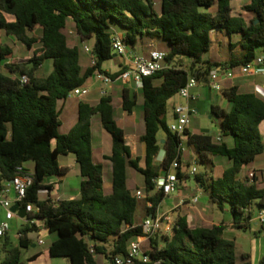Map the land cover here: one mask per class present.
I'll return each mask as SVG.
<instances>
[{
	"label": "trees",
	"instance_id": "1",
	"mask_svg": "<svg viewBox=\"0 0 264 264\" xmlns=\"http://www.w3.org/2000/svg\"><path fill=\"white\" fill-rule=\"evenodd\" d=\"M234 0H162V11L155 9V0H0V29L7 38L23 44L34 54L27 62L14 57L9 44L0 45V184L12 179L19 167L32 172L34 183L22 206L33 204L38 217L46 220L50 234L56 236L48 255L67 258L71 264H99L104 256L113 262L126 256L131 243L144 234L136 223L139 200L128 185V168L144 179L146 202H152L147 217L156 214L165 199L156 191L155 179L161 171L169 172L176 162L175 172L180 181L189 178L182 169V137L171 131L168 124V102L179 94L190 77L199 84L209 82L217 67L231 68L257 59L258 49L264 50V0H252L244 9L254 14L248 23L242 14L234 13ZM215 8L216 12L210 10ZM3 14L14 16L8 22ZM73 27L79 42L69 33ZM124 31L128 48H135L140 36L148 34L152 40L161 38L169 44L167 68L143 80L145 132L137 137L144 146V154L134 156L126 141V132L115 117L113 98L104 95L97 105L79 102L76 125L68 134H61L59 102L66 101L76 88L86 86L96 72L117 78L103 65L114 60L113 32ZM120 33V32H119ZM218 33L230 38V57L227 62L205 59L212 48V38ZM237 36L238 40L233 41ZM94 41L92 62L82 66L81 43ZM84 51V50H83ZM189 59V62L186 61ZM52 61L47 75L40 70ZM29 78L27 84L21 77ZM161 81L160 85L156 82ZM222 91V90H220ZM229 108L218 104L211 113L221 119V141L210 134L186 132V142L196 152L197 161L208 164L207 155L226 157L232 161L221 177L196 175L198 183L210 194L211 202L224 211L231 205L236 228L248 229L255 215L254 205L264 210V186L256 174L246 180L239 178L245 165L252 164L264 153V139L260 125L264 121V98L255 92H245L239 86L222 92ZM137 104L129 90L123 92V110L131 115ZM99 115L104 129L112 140V149L104 161L111 164V192L105 191V163L93 158L92 121ZM165 133L160 145L158 134ZM231 139L233 146L226 141ZM164 151V158H157ZM74 154L79 166L81 182L79 196L61 199H41L43 191L50 194L55 184L50 178L65 175L59 162L61 156ZM34 164L30 171L26 164ZM206 176V177H205ZM36 226L25 224L21 237L14 243L6 237L1 264H25L23 250L33 244L30 233ZM225 224L192 228L181 217L171 235L151 236L146 252L160 264H252L251 255L236 256L234 240L224 238ZM36 256L29 258L34 260ZM258 264H264V257Z\"/></svg>",
	"mask_w": 264,
	"mask_h": 264
},
{
	"label": "rangeland",
	"instance_id": "2",
	"mask_svg": "<svg viewBox=\"0 0 264 264\" xmlns=\"http://www.w3.org/2000/svg\"><path fill=\"white\" fill-rule=\"evenodd\" d=\"M156 6L155 9L158 13H161L162 11V0H155ZM250 18V17H248ZM120 35L123 36L124 31L121 28H118ZM71 32V36L73 39L77 42H79V39L77 38L75 34V30L73 27H69V33ZM236 37H233V40H235ZM152 41V38L145 34L144 36H140L138 40V44L136 45L137 48H139L140 53L144 54L147 58L149 57V52L145 53L146 51H143V49H151L150 43ZM156 46L153 47L154 49H158L161 51L168 50L169 44L164 41L161 38H157L156 40ZM212 48L210 51H208L205 54V59H210L213 62H220L224 61L228 56H230V38L227 34H224L221 38L216 37L215 35L212 38ZM0 43L9 44L13 47L15 51L16 57L23 58L25 56H28L30 54V50L25 47L22 44H14L9 38L6 37L5 31L0 29ZM91 42H84L81 43V63L83 67H86V65L89 64V61H91V56H88L85 54L84 47L86 45L90 46ZM20 47L23 48V51H20ZM152 48V49H153ZM133 48H129V50H132ZM258 55L264 56V50L258 49L257 50ZM187 62H189V59H186ZM5 61L0 63V67L4 65ZM111 62H105L103 65V68L105 70L110 69ZM53 69V63L52 61H47L45 63V70L46 71H52ZM43 68V71H41V74L46 72ZM48 72L47 74H49ZM46 74V75H47ZM95 82V79H94ZM119 83H116L117 88L121 90V87L118 86ZM121 84V83H120ZM106 91H110L109 85L104 87ZM223 92V90H222ZM221 91H214L209 90L208 88H204V108H201L200 112L192 116L191 119V129L195 133L199 134H210L213 136L214 140L217 141L218 136L221 133V119L213 116L210 109L213 104H218L220 106L225 107L226 105L225 98L223 96ZM196 91H193L192 94H195ZM131 94L134 98L135 95H137V104L134 109V113L131 115H125L123 117V120L120 118V115L124 113L123 111V99L119 92L115 93V108H116V120L119 123V125L123 126L126 130L127 136L126 141L127 143L133 148V155L134 156H141L144 154V147L137 141V137L145 132V122H144V98L139 89H137V84L133 82V86L131 88ZM188 99L182 98L179 94L173 97L168 102V117L167 121L168 124L171 125L173 122V113L175 109V104L179 103L184 106H188ZM65 106V107H64ZM78 101H60L59 102V109L61 110V121L62 125L60 127V133L61 134H68L71 129L76 125L78 121V115H79V109H78ZM125 121V122H123ZM136 127V129L134 128ZM92 131H93V158L96 163H102L103 162V156L105 155V150L102 148L101 143L98 141L99 138H101L102 135L107 136L106 138L102 139V144L104 146L109 147L111 144V137L107 133V131L104 129L103 124L101 122V118L99 115H95L94 119L92 121ZM135 131V133H134ZM164 132L160 131L158 134V139L160 142V145H162V134ZM261 133L264 139V127L261 128ZM230 146H233V141L231 139L226 140ZM193 147L186 146V150L184 151V157H183V165L182 169L185 173L189 175V178L186 180H183L179 184V189L176 190V192L172 193L169 197H166L162 202L161 211H166L165 213L171 214L174 220L176 221L182 214H191V224H198L201 226H207L212 227L215 224L224 223L226 225V230L224 233V238L234 240L236 243V256L238 258V261L242 260L243 254H250L251 255V263L252 264H258L264 257V224H262L259 220H254L251 224V227L248 229H240L236 228L233 225V215L231 213V205L229 203L226 204V207L224 211L220 210L216 205H214L210 200V194L208 191H205V193H202L199 189V183L196 179V175H207L208 178L214 177L218 178L223 175L225 168H230L232 166V161L229 160L226 157L221 156H214L211 157L214 161L213 166L211 164V161H208L207 163H204L202 161L198 160L197 163V169L198 172L196 175H192V167L196 163V156L194 153ZM164 158V152L162 151L160 155L157 158V164H160ZM59 162L63 168H66V172L68 176L64 175L60 179L58 184L56 183L54 191L50 194L47 191H43L40 195L41 199H51L53 203L56 202L58 198L61 199H69L74 196L73 193L69 192L68 189H74L75 192L80 190V182H81V176L79 171V166L73 160V155L68 156H61L59 158ZM26 167L33 171L34 164L32 162H29L26 164ZM105 191L106 193L111 192V164L109 162H105ZM253 167V165H245L240 173L241 179L246 180L247 176L251 177L252 171L249 173H246L248 170H250ZM128 185L131 189H135L137 186V183H139L140 186L144 185V179L141 175H139L137 172H135L133 169L128 168ZM206 177V176H205ZM66 178V179H64ZM65 181H64V180ZM49 183V181H47ZM64 183V184H63ZM181 187V188H180ZM59 188L60 192H56V189ZM140 189L144 190V187H141ZM136 191V189L134 190ZM76 196V195H75ZM178 197V200L176 197ZM195 196H200V201L196 205H191V200ZM181 201H184V204H181ZM176 204V206L172 208V206ZM183 205V206H182ZM205 208V210H201ZM200 209L202 213L205 215L204 219H196L195 211ZM254 209L256 210L255 217L257 218L260 214L259 209L257 208L256 204L254 205ZM170 210V211H168ZM194 210V211H193ZM198 212V211H197ZM192 214H194L192 216ZM200 211L198 212L199 216ZM147 215V202L146 200H140L138 205V210L136 213V222L140 225H142L143 220L145 219ZM232 223V224H231ZM231 225V226H230ZM23 226L22 220H15L13 222V228L10 232V237L13 240L14 243L17 242V234L19 232V228ZM170 234V233H169ZM168 232L162 231L158 233L159 238H163L165 236L169 235ZM40 233L38 231H33L30 233V238L33 240V244L29 247L23 250V261L25 264H30L29 257L32 254H35L37 252H42L45 250H48L50 246L52 245L53 241L56 239L55 235H51L49 233H43V236L45 237V244L44 245H38V238ZM34 245L37 247L34 248ZM148 245L146 244V247ZM4 259V254L0 255V264L2 263ZM98 260L103 264L106 263V259H104V256H99ZM55 264H70V261L67 258H55L54 259Z\"/></svg>",
	"mask_w": 264,
	"mask_h": 264
},
{
	"label": "built area",
	"instance_id": "3",
	"mask_svg": "<svg viewBox=\"0 0 264 264\" xmlns=\"http://www.w3.org/2000/svg\"><path fill=\"white\" fill-rule=\"evenodd\" d=\"M112 43L114 51L119 56H124L128 52V46L126 45L123 37L119 32L114 31L112 36ZM84 50L91 56L92 64L96 63L94 56V50L92 45H86ZM167 52L158 49H152L149 52V57L135 56L130 66L123 71L117 78H112L108 74L102 72H96L94 74L95 82L104 85H113L116 82H135L139 86L143 87V80L146 77L154 76L155 74L166 69ZM262 76L264 79V57L260 56L254 61L241 65L239 67L231 68L229 66L217 67L211 72L209 82L207 86L214 91H220L222 89V83L225 80H233L239 77H252ZM29 78L24 75L21 77V83L27 84ZM199 86V82L195 77H190L186 86L183 87L179 95L182 98L191 100L194 98L192 94L193 90ZM90 93V87L82 86L74 89L68 99L78 98L83 99ZM255 93L264 98V87L256 86ZM197 113L195 108L190 106H184L177 104L174 109V120L170 125L171 131L182 137L180 144V151L186 150V132L191 125L192 116ZM217 140L221 141V137L218 136ZM197 163L192 167L191 174L196 175L198 172ZM178 164L175 162L169 172L162 170L161 174L155 179L156 191H161L166 197H169L172 193L179 189L180 179L175 172ZM34 183V176L32 172H26L22 167L18 168L16 175L2 184H0V255L2 254V248L6 237L10 236V232L13 228V222L15 220H22L23 225L29 224L30 226H36V231L40 233L38 238V245H44L46 240L43 233H49L46 227V220L38 217L39 209L33 204H27L25 207L22 204L25 202L28 191ZM136 198L140 200H146L147 195L142 189H138L135 193ZM61 198L56 200L60 201ZM200 201L199 196H195L191 200V205H196ZM150 208L153 207L152 202H147ZM19 205L16 211H13L15 205ZM184 204V201H181ZM25 208L26 216L21 218L18 214L19 209ZM255 220H259L264 224V210H260V214ZM252 222V221H251ZM177 221L174 220L171 214L156 213L145 218L143 222L144 234L137 237L134 240L126 256H117L113 262L108 264H160L159 261H153L151 255L146 252L144 248V242L148 241L151 236L162 231H173ZM17 234V239L21 237L20 229ZM50 234V233H49Z\"/></svg>",
	"mask_w": 264,
	"mask_h": 264
},
{
	"label": "crops",
	"instance_id": "4",
	"mask_svg": "<svg viewBox=\"0 0 264 264\" xmlns=\"http://www.w3.org/2000/svg\"><path fill=\"white\" fill-rule=\"evenodd\" d=\"M252 2V0H234V1H232V8H233V10H234V13H237V14H242L243 15V17L246 19V21L249 23L253 18H254V14L253 13H251V12H248V11H246L245 9H244V7L245 6H247V5H249L250 3ZM212 13H215L216 12V10H215V8H213V9H211L210 10ZM0 13H1V11H0ZM3 16L5 17V19L8 21V22H12V21H15V18H14V16H12V15H10V14H3ZM248 17H250V18H248ZM224 35V33H218L217 35H216V37H222ZM234 37H236V39L235 40H233L234 42L235 41H237L238 40V37L237 36H234ZM9 40H11L15 45L16 44H21V43H19V42H17V41H15L14 39H10L9 38ZM91 42V44L90 45H92V46H94V41H90ZM2 43H0V45H1ZM4 44H6V43H4ZM3 44V45H4ZM23 45V44H22ZM156 46V41L155 40H152L151 41V43H150V48L151 49H148V50H146V49H143V51H146L145 53H147V52H149V51H151L152 50V48L153 47H155ZM37 47H35L34 49H32V50H30V54L28 55V56H25V57H23V58H20V57H16V55H15V51H14V57H15V59H17V60H19L20 62H27V61H29L30 59H31V57L33 56V54H34V50L36 49ZM154 49V48H153ZM169 49V48H168ZM20 51H23V48L22 47H20ZM168 50H165V52H167ZM84 52H85V50H84ZM85 54L88 56V59H89V54H87L86 52H85ZM144 56V57H146L144 54H142V53H140V50H139V48H137V47H135V48H133L132 50H129V48H128V52H127V54L126 55H124V56H119V55H116V57H115V59L114 60H111L110 62L112 63L111 64V67H110V69H107L106 71L107 72H109V73H111V74H114V73H121L122 71H125L129 66H130V64H131V61H132V59L135 57V56ZM262 57V55H259V57ZM229 57L230 56H228L224 61H221V62H227L228 60H229ZM264 57V56H263ZM109 62V61H108ZM91 63V62H90ZM43 68H44V70H45V64L42 66V68H41V70H40V73H41V71H43ZM46 71V70H45ZM48 72H50V71H46V72H44V73H42V75H46ZM116 83H119L118 84V86H120L121 87V90H119L118 88H117V85H116ZM115 84H113V85H110L109 86V89H110V91H106L105 89H104V87H106V86H108V85H104V84H101V83H98V82H94V77H92L89 81H88V83H87V85L86 86H88V87H90V93L85 97V98H83V99H78V98H72V99H67L65 102H67V101H73V100H75V101H78V105H79V102H81V101H85V102H88V103H90V104H92V105H97L99 102H100V100H101V98L104 96V95H109V96H111L112 98H113V101H114V107H115V96H114V94L115 93H117V92H119L120 94H121V96H122V99H123V92H124V90L125 89H127V90H129V93H130V96H131V98H133L132 97V94H131V88H132V86H133V81L132 82H122V81H119V82H116ZM121 83V84H120ZM156 84L157 85H160L161 84V81H157L156 82ZM239 86L243 91H245V92H255V88H256V86H261V87H264V79H263V77L262 76H252V77H239V78H236V79H233V80H225V81H223V83H222V89L221 90H224V89H226V88H229V87H232V86ZM204 88H208L209 90H211L208 86H206V85H202V84H199V86L196 88V89H194L193 91H196V93L195 94H193L194 95V98L193 99H191V100H189V102H188V106H190L191 108H195L196 109V111H197V113L198 112H200V110H201V108H204V101H203V98H204ZM137 89H139L140 91H141V93H142V87L141 86H139L138 84H137ZM222 92V91H221ZM135 97H137V95H135ZM137 99V98H136ZM225 102H226V105H224L225 106V108H229V103L227 102V100L225 99ZM177 104H179V103H176L175 104V106L177 105ZM181 105V104H180ZM65 107V106H64ZM124 111V110H123ZM134 113V112H133ZM196 113V114H197ZM125 115H128V114H126L125 112L124 113H122L121 115H120V118L123 120V117L125 116ZM115 117H116V108H115ZM173 120H174V118H175V116H174V113H173ZM93 119H94V117H93ZM123 122H125V121H123ZM123 124V126H121V127H123V129L125 130V128H124V124H126V123H122ZM264 127V121L261 123V125H260V131H261V128H263ZM135 129H136V127H134ZM189 132H191V133H195L194 131H192V129H191V126L189 127ZM93 132V131H92ZM125 132H126V130H125ZM134 133H135V131H134ZM196 134H199V133H196ZM262 134V133H261ZM126 136H127V133H126ZM107 136H105V135H102L101 136V138H99V142L101 143V145H102V148H104V150H105V152H107V153H105V155H109L110 153H111V149H112V140H111V144H110V146L109 147H107V146H104V144H102V139H104V138H106ZM165 138V133H163L162 134V141H164L163 139ZM185 139H187V137H185ZM128 144V143H127ZM129 145V144H128ZM130 146V145H129ZM186 146H189L188 145V143L186 142ZM131 147V146H130ZM144 147V146H143ZM191 147V146H190ZM131 149H132V152H133V148L131 147ZM93 152H94V149H93ZM164 152V151H163ZM192 153H194L195 154V156H196V152L194 151V152H192ZM70 155H73V160H75V162H76V156L74 155V154H70ZM104 155V156H105ZM104 156H103V162L102 163H105V161H104ZM183 157H184V152H183ZM211 157H214V156H212V155H207V161H211V164L213 165V166H215L214 165V161L212 160V158ZM77 163V162H76ZM251 165H253V167L250 169V170H248L246 173H249L250 171H252V172H254L255 174H256V179L258 180V183L260 184V186H264V153L262 154V155H260L259 157H257L256 158V160L251 164ZM66 169V168H65ZM105 169H106V167H105ZM227 170V168H225L224 169V172ZM223 172V173H224ZM241 173V172H240ZM67 174V173H66ZM65 174V175H66ZM64 176V175H63ZM66 176H68V175H66ZM62 177V176H61ZM61 177H56V178H50L49 180H47V181H49V183H54L55 185H56V183L58 184L60 181H62L60 178ZM239 178H241V175L239 174V176H238ZM64 179H66V178H64ZM63 179V180H64ZM65 181V180H64ZM61 183V182H60ZM64 184V183H63ZM199 186V189L201 190V192L202 193H205V190L203 189V187L199 184L198 185ZM141 187H144V186H140L139 185V183H137V186H136V190H138V189H140ZM181 188V187H180ZM132 190H134V189H132ZM68 191L69 192H71V193H73L74 194V196L73 197H71V198H69V199H74V198H76V197H78L79 196V192H80V190H78V191H76L75 192V190L74 189H68ZM56 192H60V189L59 188H57L56 189ZM76 195V196H75ZM178 197L179 196H177L176 197V199L178 200ZM200 197V196H199ZM199 203V202H198ZM176 206V204H174L173 206H172V208L170 209V210H172L174 207ZM183 206V205H182ZM161 207H162V203H161V205L157 208V210H156V213H158V212H160V213H165L166 211H161ZM148 208H150L149 206H148V203H147V210H148ZM205 210V208H203L202 207V209L201 210ZM170 210H168V211H170ZM200 209H198L197 211L199 212L200 211V213L201 214H199V216H198V212L197 211H195V217H196V219H199V217L201 218V219H204L205 218V215L202 213V211H201ZM194 211V210H193ZM253 211H255V213H256V210L255 209H253ZM259 212H260V210H259ZM152 215H154V214H152ZM194 214H192V216H193ZM151 216V215H150ZM146 217H147V215H146ZM145 217V218H146ZM181 217H186L187 219H188V221H189V223H190V225H191V227L192 228H196V227H199V226H201V225H198V224H191V222H190V218H191V214H182V216H180L176 221H178ZM256 219V217H255V215H254V217H253V219H252V222H251V224L253 223V221ZM145 220V219H144ZM144 220H143V222H144ZM137 223V222H136ZM233 223V222H232ZM231 223V224H232ZM138 224V223H137ZM219 224H224V223H219ZM219 224H215V225H219ZM140 225V224H139ZM142 225H143V223H142ZM233 225H234V223H233ZM214 226V225H213ZM231 226V225H230ZM205 227H207V226H205ZM166 232H168V234L169 235H171V233L173 232V231H170V230H166ZM52 236L54 235V234H51ZM55 241V240H54ZM53 241V242H54ZM147 242L148 241H145L144 242V247L146 246V244H147ZM37 246L36 245H34V248H36ZM50 249V248H49ZM49 249L48 250H45V251H42V252H37V253H35V254H32L29 258H31V257H33V256H36V258L34 259V260H31L30 261V264H55V262H54V259L55 258H60V257H51V256H49L48 255V251H49ZM63 259V258H62ZM104 259H106L105 257H104ZM105 260H103V262H104ZM98 262H99V264H103V262L101 263L99 260H98ZM106 263H109L108 262V260L106 259ZM71 264V263H70Z\"/></svg>",
	"mask_w": 264,
	"mask_h": 264
},
{
	"label": "water",
	"instance_id": "5",
	"mask_svg": "<svg viewBox=\"0 0 264 264\" xmlns=\"http://www.w3.org/2000/svg\"><path fill=\"white\" fill-rule=\"evenodd\" d=\"M18 207H19L18 204L15 205V206L13 207V211H16ZM18 214H19V216H20L21 218H24V217L26 216V210H25V208H21V209H19Z\"/></svg>",
	"mask_w": 264,
	"mask_h": 264
}]
</instances>
